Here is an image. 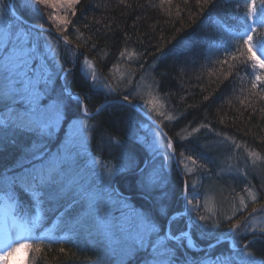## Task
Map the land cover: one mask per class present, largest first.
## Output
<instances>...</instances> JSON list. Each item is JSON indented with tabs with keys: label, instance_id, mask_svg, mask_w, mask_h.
Masks as SVG:
<instances>
[{
	"label": "trees",
	"instance_id": "trees-1",
	"mask_svg": "<svg viewBox=\"0 0 264 264\" xmlns=\"http://www.w3.org/2000/svg\"><path fill=\"white\" fill-rule=\"evenodd\" d=\"M252 1L209 0L201 7L203 0H78L68 13L70 24L64 29L69 35L70 44L56 36L55 25L49 27L46 22L48 9H42L43 16L41 13L33 14L21 8V0L13 1L17 13H22L24 20L55 31L41 32L22 22L28 29L36 31L41 51L44 50L43 35L56 43L54 57L45 56L53 69L52 95L54 98L62 97L66 121L83 117L84 101L86 110L92 114L91 152L100 164H113L121 169L115 176V191L144 211L154 223L159 222L165 230L170 222L166 224L165 218L157 213V192L143 190L138 183V174L124 173L121 167L124 152L128 148H134L140 158L146 161L142 167L152 168L162 159L158 183L168 194L165 203L170 213L179 212L184 216V219L170 223L173 232L183 228L187 222V216L182 214L186 208V196L190 198L193 193H203L208 189V184H202L201 181L205 174L203 170L189 172L186 161L191 153L210 157L219 164L223 159L237 161V158H241L246 173L255 179V182H251L258 198L255 201L246 200L243 204L237 193L224 189L217 181L212 182V188L213 185H219L222 189L220 201L223 205L220 203L217 210L221 221H227L229 217H243L248 221V213L254 214L253 208L257 209L256 212L264 209L261 208L264 205V112L260 111L264 108V102L249 95L250 81L254 79L251 64L244 67L239 59L233 60L239 70L234 69L235 75L224 80L220 75L223 68L217 63L218 59L228 58L229 52L238 57L237 49L242 47L240 39L234 43L226 41L220 25L240 30L242 22L251 13ZM258 1L264 16V0ZM3 3L8 4V0H3ZM12 23L18 22L13 20ZM261 35H264V27L255 34L256 43L264 51V37ZM85 62L93 66L95 74L106 82L107 87L90 79L83 67ZM143 75H149L155 82L158 94L168 103L173 116L163 120L155 113L150 99H131L169 135L182 173L177 169L172 154L166 151L153 158L149 148L140 140V135L145 132L144 126L149 124L168 142L151 120L134 106L115 102L123 101L122 96L131 94L134 91L131 89L136 87L133 85L131 89L127 87V90H120L119 86L126 85V80H133L137 84ZM76 94L82 100L73 96ZM109 101L112 103L105 104ZM249 103L252 107H248ZM101 107L102 111L99 110ZM6 112L7 109L0 104V118H4ZM204 123L211 130L201 128ZM217 133L220 135L217 136ZM32 139V136H21L15 147L6 143L0 148V171L6 174L13 166H17V160L23 159V146ZM58 141L59 137L56 139L53 135L46 138V150L52 153ZM251 154L256 155L254 160L261 166L259 171L251 165ZM257 174L263 178V187L258 183ZM0 189V203L4 202V198L10 203H17V213L23 218L30 220L33 217L31 209L34 203L40 206L46 222L37 230L39 237L55 225L61 213H67L65 225L73 219L82 218L80 198L74 191L56 207L44 203L27 188V196H22L20 191L11 186H0ZM245 228L242 227L238 232L233 230L229 234L225 223L219 229V232L225 233L220 239L231 237L235 247H232L230 240H223L224 243L214 255L220 252L233 255L236 264H241L245 257L250 264H264V239L260 232L246 233ZM91 239L84 250L70 244L43 245L40 252L34 249L30 263L108 264L111 252L105 242L97 239L91 244ZM205 243L197 241V246L203 247ZM187 255L191 261L205 253L197 250ZM128 264L134 262L129 261Z\"/></svg>",
	"mask_w": 264,
	"mask_h": 264
},
{
	"label": "snow or ice",
	"instance_id": "snow-or-ice-1",
	"mask_svg": "<svg viewBox=\"0 0 264 264\" xmlns=\"http://www.w3.org/2000/svg\"><path fill=\"white\" fill-rule=\"evenodd\" d=\"M76 2L77 0H21V8L33 14L41 13L42 16V9H48L46 22L49 23V27L55 25L56 32L63 37L64 42L70 44L69 35L64 31L70 20L59 14L58 10L67 13L74 8ZM207 3L209 0H203L200 6L203 7ZM252 12L255 14L254 8ZM13 20L18 23L13 24ZM22 20L23 14H17L15 3L4 4L3 0H0V104L7 109L5 117L0 118V148L6 143L15 147L21 136L33 137L29 144L23 146V159L17 160V166H13L6 174L0 171V186H11L20 191L22 196H27L25 192L27 188L36 193L38 199L44 203L56 207L75 190L87 201L90 214L99 216L106 213L109 203L120 202L113 200L106 191L96 192L84 188L74 173L75 160L70 146H63L55 154L46 150L44 141L52 137L58 126L61 98L58 97L56 103L44 102L52 83L53 69L36 43L39 39L36 31L28 29ZM260 26L264 27V24ZM40 31H45L43 26H40ZM255 31L256 27L252 26L247 33L241 34L242 47L237 49L238 57L229 52L228 58L217 60L223 68L220 75L224 80H229L235 75L234 69L239 70L232 62L235 59H239L244 67L251 64L252 69L264 70V59L257 56L253 50L257 43L254 36L249 34ZM261 54L264 55V52ZM250 83L249 95L264 102V71L257 74ZM122 100L130 106L133 105L130 93L123 95ZM248 107H252L251 103ZM99 110L102 111L103 107ZM260 111L264 112V108ZM201 128L211 130L207 123L202 124ZM194 131L199 132L200 129ZM166 147L173 148V143L169 141ZM187 159L193 164L196 163L191 156ZM145 163L134 148H128L124 152L121 167L124 173L138 174V183L143 190L149 193L157 192L159 198L157 213L165 218L166 224L184 219L179 212L175 214L169 212L165 203L168 194L158 183L159 174L154 167H142ZM250 195L255 201V194L250 192ZM29 204L31 205V200ZM261 208H264V205H261ZM256 211V208L252 209L253 213ZM186 215L187 222L177 232H173L170 227L165 230L159 222L154 223L144 215L129 216L122 213L125 223L121 225L119 235L112 233L110 225L105 222L112 239L113 255L117 257V264H128L129 261H133L134 264H236L233 255H224L222 252L214 255L224 243L220 237L225 233L219 232V229L227 223L229 234L233 233V230L238 232L247 225V218L229 217L227 221L209 222L206 216L193 215L191 209ZM37 223V220H29L16 226L15 221L12 222L14 227H18L17 235L30 233L36 228ZM260 235L264 239V229H261ZM209 236L212 239H208ZM197 241L206 243L198 248ZM32 247L33 245L22 240H14L6 234L3 247L0 248V261L9 264V261L17 260L19 264H27V250ZM208 249L211 251H207ZM197 250L205 255L194 257L190 261L187 253ZM35 251L40 252V247L36 246ZM60 251L63 252L64 249Z\"/></svg>",
	"mask_w": 264,
	"mask_h": 264
},
{
	"label": "rangeland",
	"instance_id": "rangeland-1",
	"mask_svg": "<svg viewBox=\"0 0 264 264\" xmlns=\"http://www.w3.org/2000/svg\"><path fill=\"white\" fill-rule=\"evenodd\" d=\"M14 0H10V4L13 3ZM78 1V0H77ZM255 9V14H253L252 10ZM70 11V10H69ZM59 14H63L66 17L68 13H63L62 10H58ZM261 24H264V16L261 4L258 0H253L251 3V13L249 16L242 22L241 29H232L228 26L220 25L221 32L226 41L236 42L240 39L241 34H245L249 31L250 27L255 26L256 31L249 33L254 36L256 32L262 27ZM44 40V50L42 51L48 57L53 58L56 43L53 39H50L47 35H43ZM38 47L40 41H36ZM259 48L260 50H257ZM253 50L256 52L257 56H261L264 59V55L261 53L264 52L261 46L257 42V46H254ZM50 68L51 63H48ZM84 69H86L88 76L92 81L99 82L101 86H106L107 84L104 80L100 79V77L95 74L93 66L89 62H85ZM261 71L259 69H253V77L259 74ZM66 72L63 73V77H65ZM102 82V83H100ZM105 84V85H104ZM136 85L135 89L131 87ZM129 87L131 90H134L131 94V98H148L153 103V109L156 111L155 113L160 116L163 120L171 119L173 114L169 110L168 103L162 98L157 91V85L153 80L149 78V75H143L142 79L138 81L136 84L133 83V80H126V85L119 86L120 90H127ZM52 83L49 87V91L47 96L44 98L45 103H56L57 98L52 95ZM62 98V97H60ZM78 98V97H77ZM63 101V100H62ZM87 114H90L87 110H85ZM83 114V111H82ZM145 132H143L140 136V140L149 148L150 153L153 158L156 155L164 154L167 151V154H172L173 148L169 149L166 147L167 143L165 139L157 132L153 126L149 124L144 126ZM92 131L93 125L90 121V118L83 114V117L70 119L66 121V114L64 112V107L61 105V99L59 103V122L58 126L53 134L54 138L59 137L58 145L56 149L52 152L53 154L57 153L58 149H62L63 146L68 145L72 148V152L74 154V166L73 170L77 176V179L83 184L85 189H90L91 191H106L108 192L113 200H118L120 203H109L106 208V213H101L99 216L92 213L90 214V209L87 206V201L84 197L77 193L74 190V193L78 195L79 202L81 203V212L82 218L78 220H74L65 225V220L67 218V213H61L59 217L55 221V225L50 228L42 237H39L37 230H39L42 226L45 225L46 218H43V214L41 208L38 204L34 203V207L31 209L33 214L30 220H37L36 228L32 229L30 233H23L21 235H17L18 227H14L12 222L15 221V225L19 226L27 223L29 220L27 218H23L17 213V203H10L6 198H4V202L0 203V248L3 247V242L5 239V235H9L14 240H22L28 244L33 245L31 249L27 250V264H31L30 260L32 257V252L34 253V249L36 246H39L40 249L43 248L41 246H50L56 244H70L71 246H76L80 249H86V246L90 242L91 244L95 242L97 239L105 242L107 248L110 250V258L108 264H117V257L113 255V244L112 239L108 234V230L105 227V222L110 225L111 232L119 235L120 227L125 223L124 216L122 213L126 215H146V213L142 210L136 208L129 200L120 197L114 189V180L115 176L121 170L119 166L116 165H102L96 159V156L91 152V139H92ZM177 156V155H176ZM193 157L196 161L193 164L191 161L187 159V166L190 173H193L194 170H203L204 175L202 177V184H208L207 191L203 193L195 192L191 195L190 198H187L186 208L182 214L187 213L189 209H191V213L193 215L199 214L206 216L209 222L221 221L220 216H218L217 210L220 207V198L222 197V189L219 185H213L214 188L211 187L213 181H217L221 183L224 189H229L231 192L237 193V197L240 200L245 202L246 200L253 201L251 193H254L256 199L258 198L257 191L253 187L251 181H254L248 173H246V167L243 166V159L237 158V161L234 160H221L222 163H218V161H213L204 155H193L192 153L189 155ZM255 154H251V165L254 166L255 170L259 171V162L255 161ZM173 157V155H172ZM166 159V158H165ZM163 159V160H165ZM162 159L159 162L155 163L153 167L157 170V172L161 170ZM245 164H247L245 162ZM261 167V166H260ZM111 173V175H109ZM258 178V183L263 187V178L259 174L256 175ZM255 182V181H254ZM259 185V184H258ZM1 190V189H0ZM215 194V195H214ZM219 200L217 201V199ZM191 201V203H189ZM220 201V202H219ZM77 202V204H79ZM217 202V203H216ZM246 203H244L245 206ZM221 205H223L221 203ZM223 207V206H222ZM187 216V215H186ZM248 221L247 225L244 227L245 232L259 233L261 229H264V209L262 211H258L254 214L248 213ZM87 217V219H85ZM171 223V222H170ZM169 223V227L171 224ZM203 223V222H201ZM65 225V226H63ZM168 227V228H169ZM64 230V232H63ZM63 232V233H61ZM244 232V229H243ZM38 233V234H37ZM232 247H235L234 242H231ZM199 248V247H198ZM102 252V251H101ZM103 253V252H102ZM35 260V258H34ZM243 260V261H242ZM241 264H250L248 263V258L245 257L242 259ZM0 264H3L0 261ZM9 264H19L17 260L9 261Z\"/></svg>",
	"mask_w": 264,
	"mask_h": 264
},
{
	"label": "water",
	"instance_id": "water-1",
	"mask_svg": "<svg viewBox=\"0 0 264 264\" xmlns=\"http://www.w3.org/2000/svg\"><path fill=\"white\" fill-rule=\"evenodd\" d=\"M8 4H10V0H8ZM18 14V13H17ZM19 15V14H18ZM22 22H24L25 24H27V25H30L31 27H33V28H35V29H40V26H38V25H34V24H30L28 21H26V20H22ZM44 29H45V31H50V32H55L54 30H52V29H50V28H48V27H43ZM56 36L57 37H59V39H61L62 41H64L63 40V37L59 34V33H57L56 32ZM62 80H63V78H62ZM63 83H64V80H63ZM65 87V86H64ZM66 92H67V90H66ZM80 99H82L81 97H80ZM115 102H119V103H125L124 101H115ZM109 103H112V101H109V102H106L105 104H109ZM132 106H134L137 110H139L140 112H142L147 118H149V120H151V122L156 126V128H158V130L166 137V139L168 140V142L169 141H171L172 142V140H171V138L169 137V135L165 132V130L163 129V127L157 122V121H155L154 119H152L144 110H142L137 104H134L133 103V105ZM82 107H83V114L84 115H86V116H88V117H90V116H92V115H89V114H87L86 113V104H85V102H83L82 103ZM173 143V142H172ZM172 155H173V158H174V161H175V164H176V167H177V169L181 172V170H180V167H179V165H178V162H177V159H176V152H175V150H172ZM182 173V172H181ZM187 195V194H186ZM186 201H187V198H186ZM221 240H230L231 242H232V238L231 237H229V238H222Z\"/></svg>",
	"mask_w": 264,
	"mask_h": 264
}]
</instances>
